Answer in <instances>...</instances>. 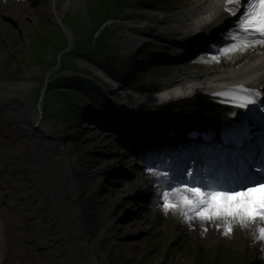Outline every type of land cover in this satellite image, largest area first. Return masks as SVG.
<instances>
[{"label": "rangeland", "instance_id": "rangeland-1", "mask_svg": "<svg viewBox=\"0 0 264 264\" xmlns=\"http://www.w3.org/2000/svg\"><path fill=\"white\" fill-rule=\"evenodd\" d=\"M25 1L0 0V89L19 86V90L25 94L33 106L34 115L36 116L39 112L37 105L40 101L42 107L46 106L47 110H55L58 115L55 118L52 117L53 119L46 117L43 119V124L52 128L54 125L59 124L58 126H60V123L65 124L64 130L67 134L65 144L73 141L77 151L74 154V161L77 163V160H79L82 165L84 164L82 168L86 170L98 169L105 161L104 158H99L98 154L90 156L89 152L90 150L105 151V149L98 148L99 142L95 137L97 133L94 128H90L91 125L84 123L80 118L64 120L62 112H64L63 106L65 103L58 100L60 98L57 89L50 90L48 88L45 94L42 95V87L48 78L45 77V72L44 75L38 72L40 69L37 67H35V76L30 77L26 67L29 65H26V63L31 61L32 65L39 66L43 70L52 64L57 59L58 51L65 48V45L69 43L62 27L69 32L72 44L74 41L81 43L84 39L83 36H86L94 27V24L97 23L92 6L95 4L100 6L102 0H56V19H51L53 24L46 23L43 18L49 10L47 4L44 6L42 3V7H39L38 3L31 5L30 2ZM134 1L130 2L127 12L123 13L122 20H117L109 26L107 49L97 55H104V57L120 55L121 59V56H126L131 52L134 53L140 45V40H136L134 38L135 34L125 25L127 20H132L126 19L128 14L141 12L139 8H135ZM166 1L172 5L173 0ZM31 8L34 10H31ZM12 23L17 28L13 27ZM56 23L62 24V27ZM54 39H59L60 42L56 43ZM28 44L32 48L31 54L25 50ZM9 54L16 55L20 61H15L9 57ZM60 58H62L63 63L64 61L70 63L69 68L88 71L90 78L94 81L97 80V74H101V71L106 72V65L108 64V61L103 60L100 56L82 57L77 55L74 57L71 55V58H69L61 55ZM20 64H25L22 66L25 69L22 70ZM107 71V75L114 74L112 68H108ZM56 75V72L52 71L49 78L54 77L55 79ZM53 80L47 82L50 88L57 85V81ZM20 91L17 93H21ZM63 95L67 96L68 94L62 93ZM47 116H49L48 113ZM78 142L81 144L82 149H80ZM82 153L84 156H82ZM40 154L42 156L43 151L39 152ZM35 156L39 157L37 150ZM45 156L48 157L46 153ZM114 160V158L111 159L113 163ZM113 163L111 162V165H114ZM44 164L46 167L49 166L46 161H44ZM47 176L52 186V194L58 200H62L60 195L63 190V187L60 186L62 172L57 170L54 174L47 173ZM133 184V182L127 181L123 185L120 183L111 187L109 191H102L101 188H98L96 190L98 195L92 194L94 191L89 192V194H92L91 197L96 200H103L108 203L122 197L118 205L110 207L112 214L117 216L120 211L132 210L133 204L124 197V191L126 186H133ZM125 220L131 221L132 226H136L141 222L143 228L138 229L133 234L126 235L123 231V220H116L104 227L102 236L98 241V253L104 256L109 255L110 264H201V262L214 264L213 259L221 248L231 251V255H227V258L225 257V260L220 264H239V257L234 256L233 250L228 248V242L225 241V238L215 233L206 235L203 238L197 237V235L193 237L192 234L188 237L183 225L167 215H162L159 211L148 212L143 221H140V217L137 215H129ZM68 245L70 249L73 248L70 242ZM77 256L74 251L72 257L75 258L76 264H81V262H78ZM243 264H246V262H243Z\"/></svg>", "mask_w": 264, "mask_h": 264}, {"label": "bare ground", "instance_id": "bare-ground-1", "mask_svg": "<svg viewBox=\"0 0 264 264\" xmlns=\"http://www.w3.org/2000/svg\"><path fill=\"white\" fill-rule=\"evenodd\" d=\"M199 88L206 89V85L202 83ZM19 91V86L0 89V98L23 96L25 105L23 111L21 106L0 104V264H76L74 251L81 264H101L98 241L104 227L123 220V231L129 235L143 228L141 222L132 226L124 212L112 216L110 208L85 198L97 188L109 191L103 180L112 165L104 161L94 170L78 167L71 147L65 145V125L50 130L56 145L49 155L53 157V169L62 172V200L52 194L47 176L53 174L52 170L36 160L38 136L33 134L34 126L26 124L28 118L34 125L38 119L33 106L26 104L25 94ZM38 128L49 133L41 123ZM121 164L118 162L116 168ZM148 178L144 174L138 177V190L149 188ZM131 190L133 187L128 185L124 192L129 194ZM121 198H116L113 205ZM142 203L136 201L132 210L140 221L146 218Z\"/></svg>", "mask_w": 264, "mask_h": 264}, {"label": "snow or ice", "instance_id": "snow-or-ice-1", "mask_svg": "<svg viewBox=\"0 0 264 264\" xmlns=\"http://www.w3.org/2000/svg\"><path fill=\"white\" fill-rule=\"evenodd\" d=\"M224 11L228 18H236L235 28L225 33L224 46L214 47L209 51L208 55L214 62L217 61L219 53L238 51L241 47L247 49L257 42L264 43V0H225ZM237 33L249 34L240 45L235 43L240 39ZM260 96L259 91L241 86L238 89L213 94V99L217 103L231 105L233 109H248L250 105H256L258 102L264 104V97L258 101L257 97ZM231 115L236 116L237 112L232 111ZM251 118L256 119L254 115ZM261 119L264 120V117ZM188 135L193 140L202 137L205 141H209L214 138V134L200 132H190ZM252 139L251 129L248 123H244L226 129L222 133V144L201 145L202 150L213 157L210 160L212 164H218L222 169H227L230 162L232 166L238 164L241 170L239 179L252 182L241 184L235 190L217 187L204 188L199 183L192 182L194 174L189 170L186 173L187 179L181 183V187L172 189L173 193L179 191L189 194L180 197L184 207L192 210L184 215V220L189 226L196 219L209 222L223 218L226 221H238L241 227H246L248 223L259 220L262 223L258 228V234L260 239L264 240V159L261 160L260 167L255 168V172L261 177L258 180L249 174L250 165L239 159L243 154L245 143ZM261 144L264 146V140ZM229 145L235 146V150L230 149ZM245 155L248 161L253 160L252 154ZM147 171L152 174L150 168ZM165 175L169 174L165 173ZM177 206L169 199V192H164L161 207L165 214ZM225 231L229 234L232 232L231 223H228Z\"/></svg>", "mask_w": 264, "mask_h": 264}, {"label": "trees", "instance_id": "trees-1", "mask_svg": "<svg viewBox=\"0 0 264 264\" xmlns=\"http://www.w3.org/2000/svg\"><path fill=\"white\" fill-rule=\"evenodd\" d=\"M5 75V74H4ZM5 77H7L6 75H5Z\"/></svg>", "mask_w": 264, "mask_h": 264}]
</instances>
